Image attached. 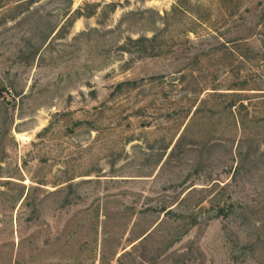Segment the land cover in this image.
Returning a JSON list of instances; mask_svg holds the SVG:
<instances>
[{"label": "rangeland", "instance_id": "rangeland-1", "mask_svg": "<svg viewBox=\"0 0 264 264\" xmlns=\"http://www.w3.org/2000/svg\"><path fill=\"white\" fill-rule=\"evenodd\" d=\"M0 264H264V0H0Z\"/></svg>", "mask_w": 264, "mask_h": 264}, {"label": "trees", "instance_id": "trees-1", "mask_svg": "<svg viewBox=\"0 0 264 264\" xmlns=\"http://www.w3.org/2000/svg\"><path fill=\"white\" fill-rule=\"evenodd\" d=\"M157 39L158 37L154 36L153 38H148V37H140L136 40H134L135 42H137L139 45L143 46L145 49H153L151 54H155L154 53V49H157ZM150 45V47L148 46ZM249 247H243V249H248Z\"/></svg>", "mask_w": 264, "mask_h": 264}]
</instances>
